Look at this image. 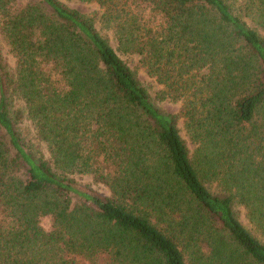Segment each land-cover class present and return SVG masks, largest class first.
<instances>
[{
	"label": "trees",
	"instance_id": "16d2710c",
	"mask_svg": "<svg viewBox=\"0 0 264 264\" xmlns=\"http://www.w3.org/2000/svg\"><path fill=\"white\" fill-rule=\"evenodd\" d=\"M0 42V264H264V0H0Z\"/></svg>",
	"mask_w": 264,
	"mask_h": 264
},
{
	"label": "rangeland",
	"instance_id": "374dc122",
	"mask_svg": "<svg viewBox=\"0 0 264 264\" xmlns=\"http://www.w3.org/2000/svg\"><path fill=\"white\" fill-rule=\"evenodd\" d=\"M68 4H69L70 7L74 8V9H77L79 12H81L83 14H89V13H91V12H93L95 10V7L93 5L83 4V3H80V2H70ZM103 33L111 38L113 47L115 49H117V46H116L115 42L113 41L112 33L106 32V31L103 32ZM0 51L2 52V54L4 56L8 57L7 48L5 47V45L2 42H0ZM118 53H119V55L121 56L122 59H124L125 61L129 62L130 67L135 71V73L138 74V76L142 80V82L149 88L151 97L156 102L158 107L161 108L166 113H169V114H172V115L177 114L178 110L180 109V106H178L176 104L169 103V102L158 101L156 99L157 89L151 84L150 80H148L144 75H142V74H140V72H138L135 62L134 63L130 62L129 59L126 56H124L120 52H118ZM178 128L180 130V134H181L182 138L185 140V142L187 143V145H188V147L190 149V153L192 154L194 152L195 145L192 142V140H191V138H190V136L188 134L184 119H180L179 120ZM24 136L27 137L28 139H31L30 133H26L24 131ZM33 143H34L35 148H37L36 142L34 141ZM33 143H31V144H33ZM76 179H77V184L79 186H81L82 188H86V187H89V186L93 187V188H96V186L92 184V179H91L90 176H85V177L79 176ZM98 191H100L103 194H108L109 195V191H107L106 189L98 188ZM240 218L243 221V223L247 226L246 220H244V218L241 217V216H240ZM42 225H43V227L46 230H48V231L52 230V221H50L49 219H44L43 222H42ZM96 263L97 264H110L109 263V258H108V261H107L103 257L99 258ZM81 264H86V263L82 262Z\"/></svg>",
	"mask_w": 264,
	"mask_h": 264
}]
</instances>
